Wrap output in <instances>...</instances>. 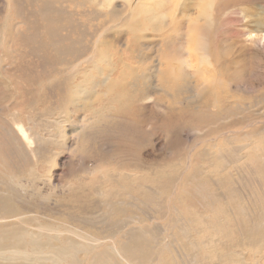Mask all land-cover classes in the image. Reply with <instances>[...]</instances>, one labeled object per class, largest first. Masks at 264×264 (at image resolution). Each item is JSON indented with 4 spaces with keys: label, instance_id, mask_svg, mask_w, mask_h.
<instances>
[{
    "label": "rangeland",
    "instance_id": "obj_1",
    "mask_svg": "<svg viewBox=\"0 0 264 264\" xmlns=\"http://www.w3.org/2000/svg\"><path fill=\"white\" fill-rule=\"evenodd\" d=\"M0 264H264V0H0Z\"/></svg>",
    "mask_w": 264,
    "mask_h": 264
},
{
    "label": "bare ground",
    "instance_id": "obj_2",
    "mask_svg": "<svg viewBox=\"0 0 264 264\" xmlns=\"http://www.w3.org/2000/svg\"><path fill=\"white\" fill-rule=\"evenodd\" d=\"M212 1V0H211ZM208 3V2H207ZM210 3V2H209ZM212 3V2H211ZM206 4V3H205ZM204 6H206V5H204ZM206 11H208L209 13H210V11H209V9L207 10V7H206V10H205V12ZM207 13V12H206ZM204 19V18H203ZM208 19V18H207ZM206 20V19H205ZM204 20V21H205ZM209 20V19H208ZM205 23H206V25H207V23L208 22H206L205 21ZM198 25V24H197ZM198 27V31L203 27L202 25H199V26H197ZM205 35L203 34V33H200V31L198 32V34H197V37H196V39H195V41L196 40H198L199 42V44H200V50H199V52H201V51H203L202 49H204V47H203V45H204V43H205ZM197 43V44H198ZM206 44V43H205ZM199 46V45H198ZM205 47H207V46H205ZM186 50V49H185ZM187 51V50H186ZM184 52V51H183ZM206 51H204V53H205ZM180 53V52H179ZM178 53V54H179ZM181 55H182V53H180ZM206 55V54H205ZM182 57V56H181ZM180 57V58H181ZM189 57V56H188ZM206 57V56H205ZM204 58V57H203ZM203 58H201V60L203 59ZM205 59V58H204ZM186 60H188V61H191L190 59H186ZM161 61V60H160ZM160 61L158 62V63H160ZM187 61V62H188ZM203 62L202 63H204V60H202ZM162 62V61H161ZM179 63V62H178ZM182 65V64H181ZM191 67H194V65H192L191 64ZM179 68L180 67H178L177 65H176V67H173V68H171L170 69V74L169 75H171V78L173 79V80H175V81H178V82H183V78L185 77V76H183L180 72H178L179 71ZM192 70H194V69H192ZM197 69H195V71H196ZM161 71V70H160ZM163 73V72H162ZM165 73V72H164ZM163 73V74H164ZM160 74H161V72H160ZM210 76L208 77L210 80H209V82H205V83H207V84H211V85H213V86H216V84H219V80L216 78V76H215V74L214 73H210L209 74ZM161 76V75H160ZM168 76V74H166V77ZM190 76V75H189ZM188 76V77H189ZM162 77V76H161ZM163 79L165 78V75H163V77H162ZM161 78V79H162ZM170 78V79H171ZM193 78V77H192ZM197 78V77H196ZM184 79H186L187 80V78H184ZM189 79V78H188ZM194 82V81H193ZM172 83H174V82H172ZM220 84H221V82H220ZM20 136H22V138H23V140H24V142L26 143V145L29 147V148H32L31 146H32V142H30V140L31 139H29L30 138V136L28 137V135H26V132L25 131H23L22 129H20ZM31 135V134H30ZM28 149V148H27ZM29 151H30V149H29ZM34 153V152H33ZM123 251V250H122ZM121 251V252H122ZM124 252V251H123ZM124 253H126V252H124ZM132 253V252H131Z\"/></svg>",
    "mask_w": 264,
    "mask_h": 264
}]
</instances>
